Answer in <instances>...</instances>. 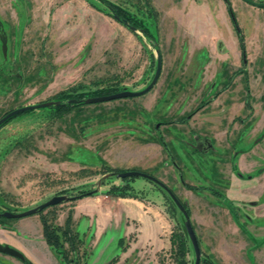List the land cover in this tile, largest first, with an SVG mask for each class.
I'll return each mask as SVG.
<instances>
[{
  "label": "rangeland",
  "instance_id": "rangeland-1",
  "mask_svg": "<svg viewBox=\"0 0 264 264\" xmlns=\"http://www.w3.org/2000/svg\"><path fill=\"white\" fill-rule=\"evenodd\" d=\"M108 1L150 30L155 21L147 7L155 11L165 64L159 81L139 96L84 104L67 113L53 105L41 107L4 124L0 212H21L54 195L77 196L95 188L97 194L118 197L106 191L124 185L131 188L133 198L150 201L157 211L156 243L145 241L138 253L124 260L109 235L90 250L88 237L72 223L84 242L69 251V257L79 264H109L114 256L117 261L111 264H175L171 236L185 231L184 217L160 189L141 177H110L96 184L104 175L102 164L141 170L163 181L188 206L201 249L213 264H246L248 250L242 248L243 257H234L238 236L226 227L236 213L246 214L232 190L247 192V186L256 198L254 224L264 225V216L260 218L264 214V8L227 0L228 23L219 13L210 16L200 0ZM237 52L240 64H236ZM155 68L152 43L139 30L115 20L100 0H0V116L20 106L51 101L56 93L72 87L69 94L108 83L141 90ZM246 99L250 109L241 111L238 104ZM185 180L198 188H187ZM213 191L222 195L215 197ZM80 198L42 212L62 226L69 207ZM204 203L214 209L202 210ZM207 220L225 230L220 237L225 239L207 236ZM42 227L38 213L2 218L0 242L23 255V248L30 247L37 256L32 261L25 256L30 264H67L46 244ZM137 233H130L128 241H135ZM64 245L68 248V243ZM187 259L193 264L192 249ZM16 261L0 253V264Z\"/></svg>",
  "mask_w": 264,
  "mask_h": 264
},
{
  "label": "crops",
  "instance_id": "crops-1",
  "mask_svg": "<svg viewBox=\"0 0 264 264\" xmlns=\"http://www.w3.org/2000/svg\"><path fill=\"white\" fill-rule=\"evenodd\" d=\"M206 5V11L209 15H221L223 17L224 22H228V10L226 3L224 0H200ZM209 1V2H208ZM237 62L236 64H240L239 60V52H237ZM165 64L163 62L162 70ZM157 82L159 81L161 74ZM156 82V83H157ZM224 89H221L219 93H221ZM244 91L243 84L240 88V93ZM242 95H240L241 98ZM241 102V101H240ZM241 107V111L245 108L244 102L238 104ZM162 149V147H159ZM164 150V149H163ZM240 156V155H239ZM167 157V156H166ZM168 158H165L164 162L170 163ZM238 168V165H237ZM239 170V168H238ZM185 182H187L185 180ZM189 183V182H187ZM191 184V183H189ZM195 185V184H192ZM248 185V183H247ZM148 186H145V188ZM247 192L245 190H232L234 197L238 203L237 205L243 204V210L247 211L246 213L249 215L248 218L241 217L238 215V223L236 224L235 220H232V224H228L226 228H230L232 233L238 236V243L237 248L235 249L234 257L241 256V249L246 248L247 239L245 238L244 234L241 233L240 226H243L247 232L254 233V225L252 223L253 216H252V207L251 204L253 202L252 199H255L254 189H250L248 186L246 187ZM193 195V192L190 190ZM241 199H245L246 202H239ZM245 206V207H244ZM207 207V208H206ZM70 212L72 217V226L74 229H80L83 233L84 238L88 237V244L90 246V250L94 249L98 246L101 241L109 235L110 242H116L118 245L119 238H123L125 250H121L119 247V255L120 257H124V260H127L128 257L133 256V254L138 253L137 248L145 245V243H156L157 239L159 238V221H157V217L155 216L157 211L154 209L153 205L150 201H146V199H139L133 197H120V196H108L103 194H97L92 196H84L80 199H77L73 206H70ZM202 210L208 209L213 210V206L211 204L205 203L201 206ZM58 216V215H57ZM222 219V227H224V218L221 216ZM203 221V219H202ZM207 225L212 227L208 228L207 236L210 238H214L215 241L218 240L222 235H224L225 230L218 229L217 226L214 224L213 221H206ZM202 223V222H201ZM239 226V227H238ZM215 228L216 230H214ZM225 228V229H226ZM137 230V239L133 242L128 241V236L133 231ZM196 230V229H195ZM79 231V230H78ZM80 231V232H81ZM197 232V231H196ZM226 235V234H225ZM257 236H264V231L260 230L258 234H253ZM91 237V238H90ZM225 239L224 237H222ZM220 238V239H222ZM146 241V242H145ZM221 241V240H220ZM228 241V240H225ZM232 241H230L231 243ZM47 244V243H46ZM234 244V243H233ZM48 245V244H47ZM47 248V246H46ZM24 254L27 255L30 260L37 259V256L31 250L30 247L23 248ZM55 253V251H54ZM119 257V258H120ZM28 258V259H29ZM62 260V259H61ZM13 264H18V262H12ZM87 264V263H86ZM247 264V263H246Z\"/></svg>",
  "mask_w": 264,
  "mask_h": 264
},
{
  "label": "trees",
  "instance_id": "trees-1",
  "mask_svg": "<svg viewBox=\"0 0 264 264\" xmlns=\"http://www.w3.org/2000/svg\"><path fill=\"white\" fill-rule=\"evenodd\" d=\"M100 1L102 2L103 5H105L106 7H108L111 10L112 15L116 14L119 17V20H117V21H119L120 23L124 24L125 26H127L129 28L133 27L134 29H132V30H134V31L139 30L143 34V36L148 40V42L152 43V45L155 49L159 48L158 37H157L156 13L154 10L147 7L148 15L150 17H152L155 21L153 24L152 30H150L149 27H147L140 19L130 15L128 12H126L123 9L115 6L110 1H108V0H100ZM225 3H226L228 11L230 12L231 8H230L228 1L225 0ZM239 40H240L239 41L240 47L242 49H244L243 48V44H244L243 38L240 37ZM108 80H110V79H106L105 81H108ZM245 88H246V86H245ZM123 89H125V88H121V89L118 88L117 84L113 85V84L108 83L107 85H104V86L97 88V89L90 91V92H79V93L69 94L68 92L73 90V87H72V88H68L66 90H62V91H59L58 93H56L52 97V99L53 100L55 99L58 101L60 100L61 104L58 106H54V105L53 106L55 108L64 110V113H67L76 107L84 105L85 103L83 102V100L87 97L106 95V94H110V93H115L117 91H121ZM67 95H68V97L65 98L66 102H62L61 99H63V97H65ZM70 99H75L76 101L73 103H69L68 100H70ZM244 106H245V108L250 109V105H249L247 99L244 101ZM13 117H16V116H13ZM13 117L9 118L4 123L11 120ZM59 117H61V116H59ZM235 119H238V118H235ZM181 121H185V120L181 119ZM100 171L102 172V174H108V173L122 172V171H124V169L116 168V167L110 166L109 164H102ZM110 177H116V176L112 175V176H109L107 178H110ZM129 178H132V177H127V178H123V179L127 180ZM103 182H104V180H102L101 183H103ZM185 186L191 190H196L198 188L197 186L186 183V182H185ZM157 187L162 191V193L165 195L166 199L169 201V203L172 205V207L174 209H176L177 211H179L178 208L176 207V205L174 204V202L168 196V194L164 190H162L159 186H157ZM89 192H90L89 195L97 194V191H95L94 189H89V190H82L77 196L82 197V195H88ZM131 193H132L131 188L126 187L124 185L123 186H113L110 190L106 191V194L135 197V195L133 193L132 194ZM177 198L181 201V199L179 197H177ZM74 199H76V198H74ZM181 203L184 205L185 209L189 213L188 206L186 204H184L182 201H181ZM42 211H38L37 213L40 215V219H41L42 226H43L42 227L43 228V236H44L46 243L55 250V252L61 257V259L65 263L69 264L71 262H74V264H79V261H76L75 259H72L69 257V251L75 250L76 246H78L80 243L84 242L81 235L78 232H75L71 228V224H72L71 212L68 213V215L65 219L64 225L61 226V225L55 224L53 221L49 220L47 218V216ZM53 217H55V216L53 215ZM64 243H68V248H65ZM171 244H172V254L171 255L173 256L174 263L175 264H189V261L187 259V255H188V252L191 251L192 246H191L190 240L186 234V231L181 230L177 234H173L171 236ZM118 245H119V247H121V250H125L123 238H119ZM84 254H85V252L83 253V255ZM202 260L204 261V264H211L208 259H202ZM115 261H117V256H114L109 261V264L114 263Z\"/></svg>",
  "mask_w": 264,
  "mask_h": 264
},
{
  "label": "water",
  "instance_id": "water-1",
  "mask_svg": "<svg viewBox=\"0 0 264 264\" xmlns=\"http://www.w3.org/2000/svg\"><path fill=\"white\" fill-rule=\"evenodd\" d=\"M243 1H245L248 4H251L253 6H256L258 8H264V1H255V0H243ZM112 17L115 20H119V17L116 14H113ZM130 28L134 29L133 27H130ZM155 50H156V68H155V72L153 74L151 81L147 84L146 87H144L141 90L123 89V90L117 91L115 93H110V94L100 95V96L87 97L83 100V102L85 104L101 103V102H106V101H111V100H116V99H121V98L135 97V96H139V95H142V94L148 92L156 84V82L159 78V75L161 73V67H162L161 53H160L159 48L155 49ZM75 101H76L75 99L68 100L69 103H73ZM60 104H61V102L58 100H51V101H45V102H40V103H36V104L24 105V106H20V107L11 109L5 115L0 117V125L2 123H4L6 120H8L9 118H11L13 116H17L19 114H22L26 111L38 109L41 107L52 106V105L58 106ZM112 175H115L116 177H118L120 179L127 178V177L144 178V179L154 183L155 185L159 186L162 190H164L168 194V196L171 198V200L174 202V204L176 205V207L178 208V210L182 213V215L184 217V228H185L186 234L190 240L192 250L194 253L193 264H200L202 253H201V249H200V245H199L197 235L195 233V230L193 228V225L191 223L190 216H189L187 210L185 209V207L181 203V201L177 198V196L174 194V192L159 178H157V177H155L149 173L143 172L141 170H136V169H128V170H124V171L118 172V173L104 174L97 181V183H96L97 186H100L102 180H105L107 177L112 176ZM94 190L97 191L98 189L95 188ZM89 194H90V192L88 193V195ZM83 196H85V195H82V197ZM79 197L80 196H68L65 194H58V195L52 196L51 198H49L45 202H43V203H41V204H39L33 208H30V209H27V210H24L21 212H16V213L4 212V213H2V215L5 217H10V218H20V217L28 216L31 214H36L38 211H42L43 209H45L49 206L57 205V204L62 203L64 201H68V200H71L74 198H79ZM0 253L13 256V257L18 258L20 260L25 259L23 253H21L19 250H17L16 248H14L12 246H9V245L3 246L0 244Z\"/></svg>",
  "mask_w": 264,
  "mask_h": 264
},
{
  "label": "flooded vegetation",
  "instance_id": "flooded-vegetation-1",
  "mask_svg": "<svg viewBox=\"0 0 264 264\" xmlns=\"http://www.w3.org/2000/svg\"><path fill=\"white\" fill-rule=\"evenodd\" d=\"M245 107V106H244ZM10 111V110H9ZM8 112V111H7ZM7 112H5L3 115H5ZM2 115V116H3ZM2 116H0V117H2ZM7 123V122H6ZM6 123H2L1 125H0V128L4 125V124H6ZM237 165V164H236ZM248 175V174H247ZM248 177V179H251L250 178V176H247ZM161 191V190H160ZM162 192V191H161ZM263 192H264V189H263ZM175 194V193H174ZM219 194H221L222 195V192H218V191H213L212 192V195L213 196H215V197H217V195H219ZM176 195V194H175ZM256 199V198H255ZM255 199L253 200H251L252 202H253V204H251V207H252V218H253V221H252V223H253V225H254V230L255 231H253L254 233H249V232H247V230L243 227V226H240V230L242 231V233L244 234V236H245V238L247 239V245H246V250H248L247 251V253H246V255H247V259L249 260L247 263L248 264H255V263H259V264H261L260 262H263L264 261V236H257V235H253V234H258L259 233V231L260 230H262V231H264V225H261V224H254V220H255V217H256V213H255V207H256V202H255ZM264 202V201H263ZM4 212H12V213H16V212H13V211H2V212H0V220L2 219V218H7V219H13V218H10V217H5V216H3L2 215V213H4ZM239 214H241V213H239ZM264 216V214L263 215H261V217L260 218H262ZM242 217H245V218H248L249 217V215L246 213L245 215H243ZM257 221H258V219H257ZM235 222H236V224L238 223V214L236 213L235 214ZM239 227V226H238ZM2 229H5V227H2ZM198 241H199V245H200V240L198 239ZM0 244H1V242H0ZM7 244H10L9 242L7 243ZM1 245H3V244H1ZM4 246V245H3ZM10 246V245H9ZM248 248V249H247ZM200 249H201V246H200ZM201 253H202V257H201V260H200V264H204V261L202 260V259H208L209 260V262L211 263V264H213L212 262H211V259L210 258H208V257H206L205 255H204V253H203V251H202V249H201ZM10 256V255H9ZM26 255H24V257H25ZM11 257H13V256H11ZM259 257H261V259L262 260H258V258ZM13 258H15V257H13ZM15 259H17V261H18V264H30V262H28L27 261V259L25 258L24 260H20V259H18V258H15ZM16 261V262H17Z\"/></svg>",
  "mask_w": 264,
  "mask_h": 264
}]
</instances>
